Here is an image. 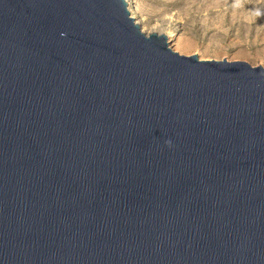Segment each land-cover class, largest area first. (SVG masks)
<instances>
[{
	"label": "water",
	"instance_id": "obj_1",
	"mask_svg": "<svg viewBox=\"0 0 264 264\" xmlns=\"http://www.w3.org/2000/svg\"><path fill=\"white\" fill-rule=\"evenodd\" d=\"M0 264H264V66L0 0Z\"/></svg>",
	"mask_w": 264,
	"mask_h": 264
},
{
	"label": "rangeland",
	"instance_id": "obj_2",
	"mask_svg": "<svg viewBox=\"0 0 264 264\" xmlns=\"http://www.w3.org/2000/svg\"><path fill=\"white\" fill-rule=\"evenodd\" d=\"M147 32L166 33L173 49L202 59L264 66V0H128Z\"/></svg>",
	"mask_w": 264,
	"mask_h": 264
},
{
	"label": "clouds",
	"instance_id": "obj_3",
	"mask_svg": "<svg viewBox=\"0 0 264 264\" xmlns=\"http://www.w3.org/2000/svg\"><path fill=\"white\" fill-rule=\"evenodd\" d=\"M62 35L66 36L67 34H66V33H62ZM166 144H167L168 146H172V141H171V139H168V140L166 141Z\"/></svg>",
	"mask_w": 264,
	"mask_h": 264
}]
</instances>
